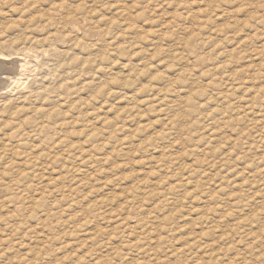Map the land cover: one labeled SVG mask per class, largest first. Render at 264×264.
Wrapping results in <instances>:
<instances>
[{
	"label": "rangeland",
	"instance_id": "1",
	"mask_svg": "<svg viewBox=\"0 0 264 264\" xmlns=\"http://www.w3.org/2000/svg\"><path fill=\"white\" fill-rule=\"evenodd\" d=\"M1 2L0 264H264V0Z\"/></svg>",
	"mask_w": 264,
	"mask_h": 264
},
{
	"label": "bare ground",
	"instance_id": "2",
	"mask_svg": "<svg viewBox=\"0 0 264 264\" xmlns=\"http://www.w3.org/2000/svg\"><path fill=\"white\" fill-rule=\"evenodd\" d=\"M2 0H0V6H2ZM13 1H21V2H24V4L26 2H28V0H13ZM59 2L56 3V8H62L65 10L66 12V18L69 17L71 14H73L72 16H74V19L75 17L79 16L80 19L86 17V15L82 12L83 11V6L84 4L86 3L85 1L86 0H79L80 3H75L74 6H71L70 4L67 3V0H58ZM96 1V0H94ZM108 1V0H107ZM12 2V1H11ZM38 2V1H37ZM83 2H85L83 4ZM90 2V0H89ZM104 2V1H102ZM93 3V2H92ZM105 4V2L103 3ZM107 5V4H106ZM110 5V4H109ZM115 5V4H114ZM123 5V4H122ZM33 6V5H32ZM112 6V4H111ZM26 7V6H25ZM24 7V8H25ZM120 8V7H119ZM44 9V8H43ZM36 10V9H35ZM98 10V9H97ZM95 9V11H97ZM109 10V9H108ZM122 11V10H121ZM31 12V11H30ZM98 12V11H97ZM29 15V14H28ZM41 15V14H40ZM31 16V15H30ZM36 16V15H35ZM44 16V15H43ZM96 16V15H95ZM47 18V16H45ZM65 17L61 14L59 16V19H58V24H64V19ZM31 18V17H30ZM56 18V17H55ZM51 19V18H50ZM54 19V18H53ZM39 23H42L44 24V27L45 26H48L49 28V21H47L46 19H37ZM67 20V19H65ZM83 20V19H82ZM34 21H36L34 19ZM75 21V20H74ZM99 21V20H98ZM88 22V20L86 21ZM55 23V22H54ZM57 23V22H56ZM55 23V24H56ZM75 23V22H74ZM53 24V23H52ZM92 24V23H91ZM25 24H23L24 26ZM38 25V24H37ZM54 25V24H53ZM78 25V24H77ZM76 25V26H77ZM81 25V24H80ZM27 26V25H26ZM79 26V25H78ZM87 26V25H86ZM38 27H40L38 25ZM52 27V26H51ZM79 27H82V26H79ZM47 28V27H46ZM58 28V27H57ZM90 28V27H89ZM95 28V27H94ZM45 29V28H44ZM60 29V28H58ZM75 27L73 26L72 27V30H74ZM93 29V28H92ZM46 30V29H45ZM70 30V29H69ZM90 31H94V30H90ZM54 32V31H53ZM57 32V31H56ZM23 33V32H22ZM29 33V32H28ZM61 33V32H60ZM3 34V33H2ZM52 34V33H50ZM55 34V32H54ZM48 35V34H47ZM53 35V34H52ZM74 35V34H73ZM6 36V35H5ZM54 36V35H53ZM56 36V35H55ZM69 36V35H68ZM1 37V36H0ZM43 37V36H42ZM41 39H37V40H32L31 38L28 37V34L24 36H22L21 38H19L18 40L16 41H2L0 42V56L3 57V58H7V57H11L12 55H18L19 51H25V50H30V49H43L45 46H48L52 37L50 35L44 37ZM58 37V36H57ZM66 37V36H65ZM2 39V38H1ZM8 39V38H6ZM57 39V38H55ZM53 41V40H52ZM51 41V42H52ZM49 47V46H48ZM38 51V50H37ZM42 51V50H40ZM16 52V53H15ZM14 56V57H15ZM1 59V58H0ZM3 61V60H2ZM14 61V60H13ZM27 63H25L23 60H15L14 62L10 63L9 61H3L1 62L0 61V91L1 90H5V89H8V88H12L13 86H16L18 84H20L21 80L19 78H21V75L23 73V69L25 68ZM159 81V80H158ZM96 139V138H95ZM74 162V161H73ZM88 163V162H87ZM165 169V168H164ZM80 176V175H79ZM81 178V177H80Z\"/></svg>",
	"mask_w": 264,
	"mask_h": 264
}]
</instances>
